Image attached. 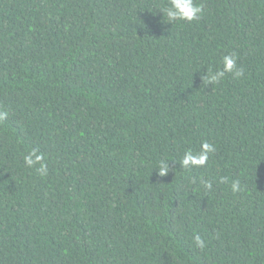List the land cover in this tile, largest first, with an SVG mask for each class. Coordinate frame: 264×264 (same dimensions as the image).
Returning a JSON list of instances; mask_svg holds the SVG:
<instances>
[{
    "label": "trees",
    "instance_id": "16d2710c",
    "mask_svg": "<svg viewBox=\"0 0 264 264\" xmlns=\"http://www.w3.org/2000/svg\"><path fill=\"white\" fill-rule=\"evenodd\" d=\"M169 2L0 0V264H264V0Z\"/></svg>",
    "mask_w": 264,
    "mask_h": 264
},
{
    "label": "clouds",
    "instance_id": "9594fccd",
    "mask_svg": "<svg viewBox=\"0 0 264 264\" xmlns=\"http://www.w3.org/2000/svg\"><path fill=\"white\" fill-rule=\"evenodd\" d=\"M169 22L176 20H187L193 21L198 20L202 14V7L194 3V0H170L169 6L164 10ZM223 67L217 71L209 70L207 74V81L209 83H216L221 81L227 73H232L234 77H240L243 75V70L237 67L236 56L235 54L225 55L222 58ZM7 113L0 112V120L5 119ZM215 151V146L208 143L207 141L202 142L200 151L198 153H193L191 150L185 151L180 164L182 167H203L208 160L209 153ZM44 157L43 154L39 153L37 149H32L28 152L27 155L23 157L24 164L27 167H34L39 165L36 168V171L41 176H46L48 174V166L46 163H43ZM171 171L168 166L167 161H161L158 166L157 174L159 176H165ZM226 178H221V182H225ZM201 183L206 189L211 188V183L207 180H202ZM232 190H240L239 180H234L231 183ZM195 242L198 246L203 247V241L200 236L197 235L194 237Z\"/></svg>",
    "mask_w": 264,
    "mask_h": 264
}]
</instances>
